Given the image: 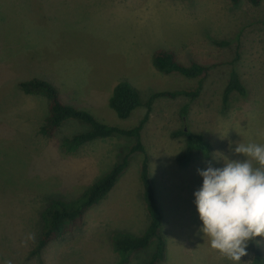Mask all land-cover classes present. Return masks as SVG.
Here are the masks:
<instances>
[{
  "label": "rangeland",
  "instance_id": "rangeland-1",
  "mask_svg": "<svg viewBox=\"0 0 264 264\" xmlns=\"http://www.w3.org/2000/svg\"><path fill=\"white\" fill-rule=\"evenodd\" d=\"M158 50L175 53L184 64L209 67L197 97L155 98L141 134L162 213L166 253L160 264H232L204 241L194 193L203 185L197 169L206 170L209 163L223 167L215 154L242 161L234 152L238 143H264V0L258 6L248 0H0V264H117L113 233L144 232L143 155L137 153L80 227L31 255L47 202L77 199L134 142L109 138L65 154L61 139L88 131L89 125L69 119L53 138L42 136L48 101L24 94L18 83L47 81L62 103L102 123L132 128L148 113L154 94L194 91L200 83L157 71L152 56ZM232 70L247 95L233 93L224 105ZM121 82L137 89L143 104L127 119L109 106ZM182 129L202 134L211 154H194L181 166L177 158L185 138L173 133ZM28 233H35V242L23 245ZM155 244L133 254L128 264H145ZM256 250L264 256V239L249 242L241 264H252Z\"/></svg>",
  "mask_w": 264,
  "mask_h": 264
},
{
  "label": "trees",
  "instance_id": "trees-1",
  "mask_svg": "<svg viewBox=\"0 0 264 264\" xmlns=\"http://www.w3.org/2000/svg\"><path fill=\"white\" fill-rule=\"evenodd\" d=\"M237 4L240 0H231ZM252 5L258 6L262 0H248ZM154 68L164 74H178L187 79H198L199 85L194 91L161 92L154 94L146 104L147 114L132 128H121L100 122L89 112L62 103L58 89L51 83L41 79H31L18 83L19 89L26 95L44 96L48 101V115L44 124L40 126L39 133L47 138H53L63 123L69 119L82 121L89 125V130L76 134L60 141V149L65 154H74L82 147L109 138L121 137L134 142L129 151L120 155V159L100 178L95 179L77 199L66 201L60 198L50 199L41 211L42 227L36 246L31 252L32 256L40 255L44 248L51 242L59 240L70 234L75 228L83 224V218L87 212L105 200L119 182L122 174L130 164L133 154H142L143 159L140 167V180L144 204L148 214L146 229L141 235H133L128 232L116 231L111 236L113 253L117 256V264H128L133 254L146 250L153 240H156L155 249L145 264H160L165 257L166 242L161 235L162 213L158 205L156 192L150 176L149 157L142 142V130L146 123L152 102L160 96L175 98L186 96L195 98L202 89V79L207 75L209 67L197 62L190 64L182 63L175 53L168 50H158L152 56ZM233 93L246 96L247 90L243 85L239 74L232 70L229 74L228 83L223 92V103L227 105ZM142 101L137 89L127 82H121L115 86L109 98V106L121 119L129 118L132 113L141 107ZM187 108L182 109V118H185ZM174 137L185 138V148L177 160L181 166H187L194 154L209 156L211 144L202 134L182 129L173 133ZM252 264H264V256L255 251Z\"/></svg>",
  "mask_w": 264,
  "mask_h": 264
},
{
  "label": "clouds",
  "instance_id": "clouds-1",
  "mask_svg": "<svg viewBox=\"0 0 264 264\" xmlns=\"http://www.w3.org/2000/svg\"><path fill=\"white\" fill-rule=\"evenodd\" d=\"M234 152L245 159L230 160L217 153L215 159L223 160L222 168L209 163L206 170L197 169L203 185L194 195L203 225L199 231L210 251L241 264L249 242L264 239V143L240 142ZM35 239V233H28L22 244Z\"/></svg>",
  "mask_w": 264,
  "mask_h": 264
}]
</instances>
